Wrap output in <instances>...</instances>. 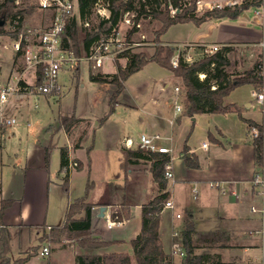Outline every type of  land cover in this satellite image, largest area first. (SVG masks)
I'll return each instance as SVG.
<instances>
[{
	"label": "crops",
	"instance_id": "crops-1",
	"mask_svg": "<svg viewBox=\"0 0 264 264\" xmlns=\"http://www.w3.org/2000/svg\"><path fill=\"white\" fill-rule=\"evenodd\" d=\"M214 20L216 24L221 23V19ZM235 22L233 26H222L223 31L221 30L217 37L207 40L204 38L210 35H206L204 38L184 44H197L200 47L231 44L236 52L240 47H245L249 49V53L253 54L252 58L262 55L264 63V23L257 22L254 17L250 18L244 13L235 19ZM17 39L18 36L14 37L10 33L0 35V40L7 41L3 48L11 52V59L14 58V63L15 59L19 58L15 55L13 48ZM12 64L11 60L10 74L11 76L15 74L18 78L17 83L23 80L32 86L34 81L29 82L27 76L32 73L36 78L34 71L27 70L25 64L23 70L12 72ZM169 79H173L171 74ZM169 79L164 85L158 86L156 96L152 95L149 98L150 109L143 104L123 105L119 103L115 112L101 124V133L107 129L106 133L101 134L103 136L101 137V151L117 152L121 156V167L126 172L116 179L108 175L102 178L103 191L99 197H96V184L89 167L90 155L95 151V147L86 152L83 159L77 157V152L84 151L87 147L85 142L92 127L91 120L79 118L85 121L78 124L87 123L89 126V130L80 135L75 134L78 124L69 134L64 129H59V123L55 126L57 131L64 132L67 137L66 145L63 147L68 150L70 163H79L83 171L87 166L89 181L91 182L92 179L91 183H93L87 195V202L93 205L92 224L98 216L101 217V236L106 241L113 242L95 254L128 253L132 255L131 242L141 232L142 206L158 195L150 170L151 163L131 154L142 150L139 147V139H136L134 135H129L133 134L135 129L140 128L141 135H160L164 139L163 144L171 148L169 156L173 179H167L166 192L169 193V201L173 203L174 208L163 209L159 226L163 251L171 257V264H182L184 261V257L175 253V246H179L186 255L183 231L187 226L193 227L194 255L205 256L208 260L206 264H245L248 262L264 264V220L260 212L254 213L251 210L252 207L258 210L263 207L252 185V179L258 166L255 162V148L252 145L248 128L250 123L245 120L258 125L261 123L251 117H244L245 120H233L231 127L217 128L216 135L218 136L214 133L210 135L215 144L213 150L210 149L208 143H202L199 149L192 148L186 143H180L178 147H174L172 146L174 135L170 133L171 130L168 131L166 123L172 127L174 117L180 113L177 112L175 105L173 117H168L165 108L169 107L167 102L172 95H174L172 100L175 103L181 95L178 96L174 89L170 90V86L167 87L168 84L171 85ZM254 91L253 88L252 94ZM30 93L39 94L37 91ZM164 93L167 96L161 100ZM121 109L128 116L139 110L146 112L139 123L128 122V125L131 124L128 134H122L116 127L109 129V126L114 124V117ZM50 136L51 134L46 135V137ZM218 137L228 141V147H225ZM128 140H132L134 144L130 150L127 145ZM205 144L207 148L203 147ZM45 147L42 148V155L36 163L31 157L27 159V166L16 174V183L12 189L6 190L0 179L1 198L12 201L3 215V224L9 232V257L12 261L24 258L26 259L24 264H37L32 261L39 255V248L42 246L50 250L51 260L48 264H63L64 258L68 259V264H76V256L79 254L77 251L70 249L71 247L68 249L52 248L51 244L44 240V236L48 234L51 227L61 226L64 223L65 213L72 202L71 197L65 200L63 194L61 196V191L65 186V172L60 171V161L59 169H52L50 165L48 168L45 167ZM185 148L188 152H185ZM198 150L202 152L198 153ZM185 154L194 160L196 167L191 168L187 165ZM129 158L133 160V163H128ZM142 165H147L148 169L144 170ZM77 169L69 168L68 185L72 182ZM53 192L54 202L61 197L60 208H54V211L59 210L60 213L56 221L53 219V211L50 212V199ZM124 200L132 203L130 215L122 219V224L107 229L105 218L111 215L114 208H122ZM34 253L36 255H33ZM132 261L136 264L134 259Z\"/></svg>",
	"mask_w": 264,
	"mask_h": 264
},
{
	"label": "rangeland",
	"instance_id": "rangeland-1",
	"mask_svg": "<svg viewBox=\"0 0 264 264\" xmlns=\"http://www.w3.org/2000/svg\"><path fill=\"white\" fill-rule=\"evenodd\" d=\"M4 0H0V3ZM40 0H18V9L24 10V17L22 21V27L20 32L30 36L28 32H38L47 29L52 20L50 12L43 11L39 8ZM217 3H223L225 0H205ZM242 2L244 0H241ZM168 10V9H167ZM169 12V11H168ZM205 12H197V17L203 16ZM170 14V13H169ZM248 17H253V10L249 9L244 12ZM171 16V15H170ZM241 19V18H239ZM238 19V20H239ZM100 19L93 14L89 19L90 24H96ZM5 23V31L7 33L16 30L14 24H10L9 21L0 19ZM234 19L222 18L220 24H216L213 18H207L205 24L196 25L194 22L178 23L171 26L165 34L160 38V42L164 45H170L176 49L175 55L178 52L184 54L185 57H189L192 63L203 57L201 47L197 44H184L185 42H192L204 38L206 35L209 36L207 40L212 39L220 35L222 26L224 25H235ZM81 29V25H78ZM162 27L160 20L152 18L150 21L143 23L142 31L149 40V45L137 48L135 53H143L148 57H151L155 53L157 43L155 42L156 32ZM83 28V27H82ZM136 40L139 36H136ZM36 42V38L32 40ZM7 43L4 40H0V84L9 83L10 86H16L18 78L13 74H10L11 60H12V72L15 70H23L25 68L24 58L19 57L18 59H11V52L3 48L4 44ZM234 48V47H233ZM235 49V48H234ZM174 55V57H175ZM84 56V55H83ZM82 56V57H83ZM173 57V58H174ZM171 59V64L173 61ZM230 66L227 68L228 72L232 74H242L246 71L251 70L258 62L262 63V74L264 76V63L262 55L256 56L255 58H239L237 52L234 50L230 55ZM126 66L125 61H116L112 65L107 63L103 69L94 70L92 65L84 59L75 64L74 66L65 65L57 75L58 86L54 89L55 92L49 94H34L29 93L26 95H20L17 91L16 94L11 95L7 104L3 108V116L5 118H14L16 124L12 127H0V179L2 185L6 190L13 188L16 183V174L27 166V159L31 157L35 163L42 155V148L44 146H51L50 149V167L52 169H59L60 161V147L66 145L67 137L64 132L57 131L55 126L59 123L60 117L62 116H75L77 118H84L91 120L92 127L89 136L86 140V148L84 151L77 152V157L84 158L86 152L95 147V151L90 155L91 163L89 167L92 171L93 179L95 180L96 197L101 196L102 190V178L104 179L108 175L112 179H116L123 172H126L121 167L120 161L121 156L117 152H102L101 151V134L107 132V129L101 133V120L109 115L110 110V99L117 90V86L95 83L90 80V72L93 74H116L117 67ZM14 66V67H13ZM79 69L78 74L76 69ZM173 79L170 78V74ZM159 66L156 63H149L142 70L133 74L124 83L126 89L121 92L117 97V104L122 103L138 105L143 104L147 109H150L149 98L158 93V86L164 85L167 80L171 81L170 90L175 85L181 88V97H179L176 103L181 104L185 108L184 104V92L185 86L180 77L175 76L170 70ZM29 82H33V88L36 85V78L33 77L32 73L27 76ZM0 85V86H1ZM264 85V84H263ZM262 87L257 90L261 91ZM33 92V90H31ZM36 92V90H34ZM38 92V91H37ZM125 92V93H124ZM253 88L248 85H242L233 90L224 99V105H236L241 109V114L232 112L227 114H199L194 117H189L184 114V111L174 117V125L171 127L166 123V127L170 133L174 135V143L172 146L178 147L180 143H186L192 148L199 149L202 143H208L211 150L214 148L213 139L210 138L211 133L217 134V128L231 127L233 120L241 119L244 117H251L256 121L264 124V113L255 103V98L252 96ZM167 95L164 93L161 96V100ZM173 96L168 100V108H165L166 116L173 117L174 106ZM177 97V96H176ZM183 104H182V101ZM249 103L253 104V107L248 108ZM117 106V105H116ZM146 112L139 110L127 115L121 109L114 117L113 122L109 126L110 128H119L123 134H128L129 126L128 122L139 123L142 120V116ZM112 115V114H111ZM110 115V116H111ZM166 121V120H165ZM235 129V128H234ZM89 126L87 123H80L77 126V132L75 134H82L84 131H88ZM132 133V132H130ZM47 134H51L50 137H46ZM136 139H139L141 135V129H135L133 134ZM218 136V135H216ZM225 147H228V141L218 137ZM176 149V148H175ZM175 152V150H174ZM202 150H198L201 153ZM12 162L10 163V161ZM151 165V164H150ZM147 165L141 167L146 170ZM87 166L82 169H77L73 176L72 182L68 185V191L63 189L61 196L65 197V200L71 197L72 202L76 199L85 196L86 188L89 181ZM131 175V174H129ZM93 185V183H91ZM54 192L51 193L50 199V212L53 211V219L56 221L60 217L59 210L54 211V208L59 207L61 197L57 198V202H54ZM60 208V207H59ZM113 211H121V208H114ZM66 214V213H65ZM98 218V217H97ZM95 219L92 226L95 234H101L100 226L101 219ZM64 219V218H63ZM57 223V222H55ZM101 236V235H100ZM55 240V237L53 238ZM82 236L75 234H64L56 239V241H49L52 248L59 249H74L80 254L93 253L95 254L100 249H83L79 247ZM73 247V248H72ZM42 250V246L39 251ZM69 251V250H68ZM33 255H36L35 253ZM51 257L40 255L33 259V263L37 264H48ZM68 259L64 258L63 264H68Z\"/></svg>",
	"mask_w": 264,
	"mask_h": 264
},
{
	"label": "trees",
	"instance_id": "trees-1",
	"mask_svg": "<svg viewBox=\"0 0 264 264\" xmlns=\"http://www.w3.org/2000/svg\"><path fill=\"white\" fill-rule=\"evenodd\" d=\"M18 0H4L0 3V19L9 21L15 25L16 30L10 32L11 35L17 37L22 27L24 10L18 9L16 4ZM199 0H170L174 7L181 11L171 17L167 10V1L150 0L149 7L152 9V17L160 20L162 27L156 32L155 42L157 43L155 53L148 57L143 53H135L128 57V62L124 68L118 65L116 74H93L90 72V80L95 83L113 84L117 86V90L110 99L109 115L113 114L117 105V97L124 90V83L130 76L139 72L149 63H156L159 66L170 70L175 76L180 77L185 86L184 94V114L194 117L199 114H241V109L236 105H224V99L233 90L242 86L250 85L256 92L264 84V76L262 74V63L258 62L254 67L242 74H232L227 68L230 66L229 55L234 51L231 44H224L218 52L203 56L202 58L186 62L184 54H181L178 67L174 68L171 59L176 53V49L170 45H164L160 42V38L167 30L178 23L194 22L196 25L205 23L207 18L213 19H237L244 11L252 6L259 5L258 0H244L241 6L234 8H216L206 11L203 16L195 15L197 2ZM112 15L114 19L120 18L126 11L134 9V2L123 3L119 0H112ZM79 14L82 21H89L94 14L95 0H78ZM166 4V5H165ZM163 6V8H162ZM140 13L145 11V5L139 6ZM112 28V22L99 20L96 24L91 25L89 29L79 28L76 20H69L66 32L63 36V48L81 58L89 52L93 42L106 36ZM5 23L0 25V35L6 34ZM79 69H76L78 74ZM205 74L206 77L201 80L199 75ZM45 75V67L39 66L36 74V85L30 86L23 80H20L19 93L28 94L31 90H36L43 86ZM212 87H216L212 89ZM51 92H55L52 90ZM108 115V116H109ZM108 116L101 120L103 124ZM242 120H245L242 118ZM84 119L73 116H62L59 121V129H64L66 133H70L73 127ZM253 126L259 127L258 124L245 120ZM50 149L51 146L45 147V167L50 165ZM185 152L188 150L185 148ZM138 159H144L151 163L150 170L153 180L158 191V195L147 204L142 206V227L140 234L132 240L133 254L128 253H104L93 254L83 253L76 256V264H171V257L163 251L162 242L159 235L160 217L166 202L169 201L170 195L166 192L167 179L165 177L166 164L170 163L171 158L167 154L144 152L139 150L131 153ZM187 165L191 168L196 167L194 160L185 154ZM255 162L257 166L263 163L261 148H255ZM128 163H133L132 159H128ZM70 159L68 150L65 147L60 148V171L65 172L64 189L68 191ZM78 169L80 164L78 163ZM92 189V184L88 183L85 196L71 202L65 214L64 223L61 226L51 227L48 234L44 236V240L56 241V239L64 234H75L82 236L79 247L83 249H103L110 246L113 242L106 241L99 234H95L92 230L93 221V205L87 202L88 192ZM11 200L1 198L0 185V264H24L26 259H17L12 261L9 257L10 244L9 232L3 224V215L5 210L11 205ZM132 203L124 200L121 211L113 212L112 217L122 220L130 215V207ZM192 226H187L183 231V244L186 248V255L182 264H206L208 262L205 256H196L193 252L192 245ZM55 237V240L53 239Z\"/></svg>",
	"mask_w": 264,
	"mask_h": 264
},
{
	"label": "built area",
	"instance_id": "built-area-1",
	"mask_svg": "<svg viewBox=\"0 0 264 264\" xmlns=\"http://www.w3.org/2000/svg\"><path fill=\"white\" fill-rule=\"evenodd\" d=\"M112 0H95L94 14L101 21L112 22V28L110 32L102 37L101 39L93 42L89 52L81 58H84L89 65H92V69L99 70L103 69L107 63L111 65L116 61L128 62V57L135 54L137 48L149 45L147 36L143 33V23L145 21L152 20V9L149 7L148 2L150 0H119L123 3L134 2L137 6L132 10L126 11L120 18L114 19L112 15L111 3ZM167 1V9L171 17H175L181 10L173 6L170 0ZM259 5L252 6L250 9L253 10V17L257 22L264 23V0H258ZM241 0H225L223 3L199 0L197 2V12L211 11L216 8L222 9L225 7L234 8L242 5ZM145 5V11L140 13L139 6ZM166 5V4H165ZM39 8L43 11L50 12L52 20L50 26L38 32H28L30 36L24 33H19L17 41L13 44L14 53L19 57L24 58L27 70H33L35 76L39 66L45 67V75L43 86L36 89L39 93L49 94L57 86V75L59 71L65 66H74L81 58L75 56V54L69 50L63 48V36L66 32L67 23L69 20H76L78 25H81L84 29H89L91 24L89 21H82L79 14L78 0H40ZM163 8V6H162ZM249 10V9H248ZM247 11V10H246ZM245 12V11H244ZM243 12V13H244ZM16 23L18 21H15ZM136 36L139 39L136 40ZM36 38V42L32 40ZM224 44H214L210 46H202L201 52L203 56L211 55L222 49ZM233 48V46H231ZM235 48V47H234ZM233 48V49H234ZM235 50V49H234ZM239 58L249 59L253 57V54L249 53V49L240 47L237 51ZM181 53L178 52L173 58L172 66L178 67ZM186 62L191 61L189 57H185ZM190 63V62H189ZM200 79L203 80L206 75L200 74ZM19 83V82H18ZM10 86L4 84L0 86V127H12L16 124L14 118H5L3 116V108L7 104L9 97L19 92V85ZM170 85L168 84L167 87ZM216 87H212L215 89ZM174 92L179 96L181 95V88L176 86L173 88ZM164 90V88H163ZM252 96L255 98V103L264 113V85L260 92L254 91ZM248 108L253 107L252 103L247 105ZM176 110L179 113L184 111L181 104H176ZM249 133L252 145L254 148H261L263 163L258 166L257 171L254 173L252 179V185L256 190L257 195L260 197L262 202V209L258 210L256 207H252V212H260L264 220V124H260L259 127L249 124ZM163 137L160 135H148L142 134L139 138V147L142 150L152 153L167 154L171 153V148L163 144ZM128 149L133 148V141H127ZM207 148V144L203 146ZM77 162H71L69 168H77ZM165 177L166 179H173V172L171 163L166 164ZM217 187L219 185L217 184ZM164 208H174L171 201L166 202ZM117 212V211H112ZM112 213L110 216L105 218V226L107 229L122 224V220L117 217L113 218ZM180 217V215H178ZM99 219L101 217L98 216ZM258 233V232H257ZM176 247V254L184 257L185 253ZM42 257L49 256L50 250L48 247L42 248L39 252ZM245 264H254L248 262Z\"/></svg>",
	"mask_w": 264,
	"mask_h": 264
},
{
	"label": "water",
	"instance_id": "water-1",
	"mask_svg": "<svg viewBox=\"0 0 264 264\" xmlns=\"http://www.w3.org/2000/svg\"><path fill=\"white\" fill-rule=\"evenodd\" d=\"M0 25L3 26L4 25V22L0 21Z\"/></svg>",
	"mask_w": 264,
	"mask_h": 264
}]
</instances>
